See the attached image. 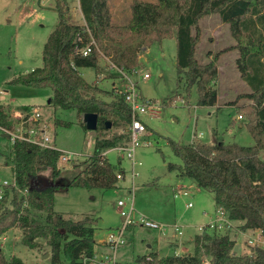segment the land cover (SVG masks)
Returning <instances> with one entry per match:
<instances>
[{"label":"trees","instance_id":"16d2710c","mask_svg":"<svg viewBox=\"0 0 264 264\" xmlns=\"http://www.w3.org/2000/svg\"><path fill=\"white\" fill-rule=\"evenodd\" d=\"M53 4L57 21L43 44L41 65L16 75L10 83L50 88L49 104L53 107L74 109L79 115L97 113L92 152L74 164L81 167L75 175L59 184L60 150L25 140L12 142L16 186L5 187L0 198V264H24L15 255L6 257L1 247L2 237L12 228L23 230L20 242L29 249L40 248L44 242L49 264H85L93 257L97 220L89 215L72 219L56 211L54 195L59 188L116 187L119 171L103 151L115 147L123 135L104 136L105 121L117 127L127 125L131 113L124 89L112 86L107 90L97 80L88 82L80 69L97 67L102 56L111 69L131 73L141 65V50L166 38L175 40L176 88L182 85L185 93L177 91L170 100L177 97L187 102L195 86L197 105H215L218 57L226 51L238 53L235 67L249 90L227 103L239 98L251 101L243 109L253 144L181 143L167 138L173 154L181 160V165L169 164V169L177 168L180 176L211 191L215 205L222 206L243 231L258 230L264 236V0H128L130 12L126 14L122 8L117 14L112 12L108 0H77L79 22L73 20L68 0H53ZM211 14L228 25L234 43L214 53L207 51L209 60L200 62L195 56L201 36L199 21ZM89 44L91 51L83 55L81 50ZM13 111L9 104L0 103L1 127L14 129ZM54 123L70 124L57 118ZM39 177L48 183L41 184ZM207 231L194 235L191 252L161 255L153 250L128 264H264V246H249V253L239 254L228 231Z\"/></svg>","mask_w":264,"mask_h":264},{"label":"rangeland","instance_id":"374dc122","mask_svg":"<svg viewBox=\"0 0 264 264\" xmlns=\"http://www.w3.org/2000/svg\"><path fill=\"white\" fill-rule=\"evenodd\" d=\"M122 1L108 0L111 11L117 14L122 8L125 14L129 13L128 0H124L120 5ZM68 5L73 20L79 22L81 17L77 0H68ZM56 21L57 13L53 0H0V103L9 104L14 108L12 117L15 124L16 114L23 115L25 111L38 108L39 123L48 127L56 149L61 151V155L68 153L72 157L71 160H62L61 156L58 159L61 173L57 182L62 184L81 169L74 164L91 154L94 130L83 127L82 115L74 109L51 106L50 88L10 83L16 75L41 65L43 44ZM113 21L124 22L122 19ZM199 26L201 36L195 56L200 62L209 60L206 57L207 51L214 53L234 43L228 25L221 22L217 14L205 16L199 21ZM145 49L140 52V67L131 73H125L129 80L125 78L124 73H118L107 66V62L105 66L106 58L102 56L98 59L97 67L80 69L88 82L97 80L100 87L108 90L112 86L125 90L131 82L136 85L140 96L153 99L159 104L155 115L141 114L146 130L139 135V145L134 150V159L137 162L135 165L132 166L124 150L114 147L105 150L106 158L116 164L122 175L118 178L116 187L91 189L68 187L59 188L55 192L53 207L56 211L72 219L89 215L97 220L94 232L97 244L106 239L108 231L122 227L123 217L119 213L117 201L122 200L125 203L123 207L127 208L130 205V195L133 217L143 215L168 226L174 223L183 225L187 236L196 231L195 226L208 222L209 215L213 213L215 207L213 194L209 190L197 187L190 178L180 176L177 168L169 169V164L181 165V160L173 154L167 144V138L181 143L220 141L241 145L253 144V138L245 125L243 109L251 101L239 98L236 103H227L233 101L237 94L249 90L235 67L238 55L236 50L223 52L218 57L215 105L200 106L196 103L195 86L191 87L187 102L177 97L170 100L177 91L185 94L182 85L178 90L176 88L174 38L153 42ZM145 72L149 74L147 78L142 76ZM237 114H241L242 118H237ZM54 118L70 124L55 125ZM198 133H201L200 138H193V134ZM117 134H122L123 137L115 147H127L131 136L129 124L117 127L111 123L103 132V135L108 137ZM143 142L146 144H142ZM11 145V139L0 133V184L3 180L13 179ZM178 189L186 191V194L177 193ZM8 194L10 197L9 191ZM187 203L191 206H187ZM237 223V221L233 223L236 230L242 231ZM170 232L172 233L168 230V233ZM123 234L124 243L114 252L117 264H128L137 255L153 251L154 249L148 248L147 245L148 243L152 245L153 239L159 233L155 229L132 225L127 227ZM22 235V229L12 228L2 237L1 247L5 256L13 254L21 258L24 264L48 263L46 260L48 257H43L46 253L49 256L48 247L44 242L40 248L29 249L20 242ZM229 235L235 240V252L240 254L250 252L249 245L245 243L248 235H252L250 237L254 239L260 232L235 233L231 229ZM254 244L264 246L261 242ZM96 247L94 244V251ZM157 250L161 255L173 254V248L165 240H161ZM109 251L105 246H101L98 254L102 256ZM85 264L94 263L88 261Z\"/></svg>","mask_w":264,"mask_h":264},{"label":"built area","instance_id":"2783aa9c","mask_svg":"<svg viewBox=\"0 0 264 264\" xmlns=\"http://www.w3.org/2000/svg\"><path fill=\"white\" fill-rule=\"evenodd\" d=\"M93 43V42H92ZM91 51L90 44L85 46L81 53L83 55L88 54ZM111 65V64H110ZM110 68H113L111 65ZM120 73H124L121 70H118ZM125 78H128V76L124 73L123 74ZM143 78H147L149 76L148 72L143 73ZM181 99V98H180ZM183 102H185L183 99H181ZM124 101L128 104L130 108L131 113V120L129 123V129L131 130V136L129 145L127 147H114L118 150H124L126 153L127 158L131 160L132 166L135 165L137 162L134 159V150L135 147L139 145V135L146 130V125L141 119V114L148 113L152 116L155 115L158 112L159 104L157 101L153 99H147L142 96H140L136 85L133 83H129L125 90H124ZM16 124L13 129L7 130L0 126V133L7 134L8 137L13 142L16 139L19 140H25L29 143H32L34 145L40 146V147H47V148H56L53 141L51 140V136L49 134V129L44 124H40V112L38 111V108H32L31 111H28L21 114H16ZM237 118H242L240 114L237 115ZM201 133L193 134V138L200 137ZM142 144H146V142H143ZM105 152V151H104ZM103 152V154H104ZM62 160H71L72 157L70 154L66 155H60ZM117 178H120L122 175L121 173H117ZM15 179L11 181L3 180L0 184V198L3 194L5 187H15ZM177 193H183L186 194V191L178 190ZM130 205L127 208H124L125 203L122 200L117 201L120 215L123 217V223L122 227L108 231L106 235V245L109 248V252L104 253V255L97 256L96 254L93 255L91 259H89L90 262L94 264H117L115 260V250L124 243V230L128 225H139L141 227H147L151 229H155L160 235L167 236L170 235L168 233V230H171L176 236L181 238L184 234V226L179 225L177 223L172 224L171 226H168L166 224L156 222L154 220L148 219L147 217L141 215L138 217H133V207H132V195L129 196ZM187 206H191L190 203H187ZM167 227H169L167 229ZM195 229L198 232H203L206 230H220V231H228L233 229L235 233L244 232L238 231L235 228V225L233 224V221L228 218L227 211L220 205H216L214 208L213 213L210 215V218L208 222H206L203 225L195 226ZM252 235H248L247 239L245 240V243L249 246L251 245H258L254 243H264V236L257 235L256 238L251 239ZM251 244V245H250ZM259 246V245H258ZM39 264H49V263H39ZM58 264H65V263H58Z\"/></svg>","mask_w":264,"mask_h":264},{"label":"crops","instance_id":"0c3cea01","mask_svg":"<svg viewBox=\"0 0 264 264\" xmlns=\"http://www.w3.org/2000/svg\"><path fill=\"white\" fill-rule=\"evenodd\" d=\"M147 49V48H146ZM145 49V50H146ZM103 59V58H102ZM104 62H105V66H106V60L104 59ZM97 65H98V63H97ZM108 90V89H107ZM246 92V91H245ZM238 115V114H237ZM198 138H200V137H198ZM104 152V151H103ZM178 190H180V189H178ZM177 190V191H178ZM215 207H216V205H215ZM214 207V208H215ZM211 215V214H210ZM210 215H209V218H210ZM207 221V220H206ZM205 221V222H206ZM205 222H203V223H205ZM123 223V222H122ZM233 223H235V221H233ZM239 223H237V225H238ZM183 226V225H182ZM189 226H191V225H189ZM194 226V225H193ZM192 226V227H193ZM191 227V228H192ZM184 230H185V226H184ZM208 231H210V230H208ZM246 232L247 231H249V232H255L256 231V233L257 232H260V231H258V230H245ZM244 231V232H245ZM197 233H200V232H198L197 230L196 231H193V232H191L190 234H188V236L186 235V230L184 231V234H183V237H181V238H179L178 236H176L173 232L171 233L170 232V235H167V236H160L159 234H157V236H155V239H153L154 240V243L151 245L150 243H148V245H147V247L148 248H153L154 249V251L156 250V251H158L157 250V248H159V246H160V244H161V240H165V242H167V243H169V245H170V247L171 248H173V253L174 254H179V253H181V252H184V251H192L193 250V237H194V235L195 234H197ZM96 242V241H95ZM98 243H101V244H97V243H95V245L97 246L96 247V251H95V254L97 255V256H99V254H98V250H99V248H101V246H105L106 248H107V250L109 251V248L107 247V245H106V242H105V238H104V241H101V242H98ZM184 248V249H183ZM47 254V253H46ZM11 255H13V254H11ZM48 257V254L47 255H43V257ZM21 259V258H20ZM39 264V263H38Z\"/></svg>","mask_w":264,"mask_h":264},{"label":"water","instance_id":"95a60500","mask_svg":"<svg viewBox=\"0 0 264 264\" xmlns=\"http://www.w3.org/2000/svg\"><path fill=\"white\" fill-rule=\"evenodd\" d=\"M97 120L98 116L95 112H86L82 114V122L84 123V126L88 130H95L97 127ZM111 125L110 121H105L106 128H109ZM3 136H7V134H2ZM39 181L41 184L45 185L48 182L45 180L44 177H39ZM47 255V254H45Z\"/></svg>","mask_w":264,"mask_h":264}]
</instances>
